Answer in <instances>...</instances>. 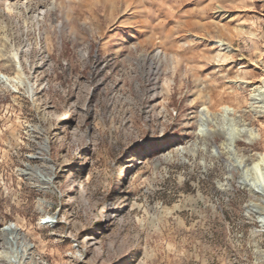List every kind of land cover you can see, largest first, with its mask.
I'll return each instance as SVG.
<instances>
[{
	"label": "rangeland",
	"instance_id": "1",
	"mask_svg": "<svg viewBox=\"0 0 264 264\" xmlns=\"http://www.w3.org/2000/svg\"><path fill=\"white\" fill-rule=\"evenodd\" d=\"M259 87L264 0H0V264H264Z\"/></svg>",
	"mask_w": 264,
	"mask_h": 264
},
{
	"label": "bare ground",
	"instance_id": "2",
	"mask_svg": "<svg viewBox=\"0 0 264 264\" xmlns=\"http://www.w3.org/2000/svg\"><path fill=\"white\" fill-rule=\"evenodd\" d=\"M8 8L11 9V6L10 4L8 5ZM216 43L220 44V45H225L224 42L222 41H216ZM18 53H15L13 54V56L11 57V60L9 61H12V63L14 64V66L16 67L17 69V76L15 78H12L14 81H18L22 84H25L29 90L32 91V87L31 85H29L27 79H24L25 77L23 76L22 72H23V68L22 66L20 65V62L17 60L18 58ZM23 76V77H22ZM264 91H263V88L262 87H259V88H255L253 90V92L251 93L250 95V99H249V105L253 108V111L255 112H258V113H262L263 112V103H264ZM262 108V109H261ZM209 112H211L209 109H208ZM209 114L207 113L206 114V118L205 120H209ZM225 138L229 141L235 139V144H238L241 139H244L246 140L248 143H254V139H256V136L253 134V132H251L249 129H247L246 127H242V128H239V129H230L229 131L225 132ZM248 186V184H246ZM252 196L255 197L256 200H262V197L260 195H257L255 192L252 193Z\"/></svg>",
	"mask_w": 264,
	"mask_h": 264
}]
</instances>
